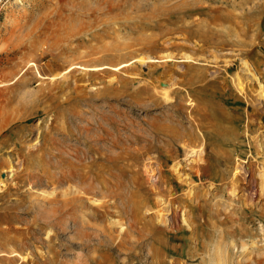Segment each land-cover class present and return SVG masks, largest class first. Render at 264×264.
Listing matches in <instances>:
<instances>
[{"label":"rangeland","instance_id":"1","mask_svg":"<svg viewBox=\"0 0 264 264\" xmlns=\"http://www.w3.org/2000/svg\"><path fill=\"white\" fill-rule=\"evenodd\" d=\"M211 45L223 50L213 64L202 60L211 58ZM167 53L175 57L166 59ZM186 53L207 63L177 66ZM136 55L142 61L128 69L76 70L50 81L76 60L105 65ZM148 55L165 60L149 62ZM242 59L264 83V0H0V160L19 153L25 166L21 181L0 191V222L11 221L20 232L16 264H264L262 201L251 208L228 184L240 161L249 174L236 176L240 189H259L264 173V106L239 95L230 81ZM31 61L49 77H39ZM172 72L189 93L166 101L145 90L147 80L164 81ZM100 126L107 132L97 146L106 155L89 163L87 183L104 189L109 206L95 222L111 228L107 237L126 228L136 241L114 253L106 243L75 245L72 219L78 214L67 211L71 183L55 181L59 167L69 171L74 148L84 149L79 141L95 138ZM195 146L204 153L185 167ZM148 159L164 176L155 187L144 171ZM7 169L0 166V180ZM168 187L178 211L171 230L133 211L142 200L154 205L152 189L166 194ZM109 191L116 194L109 197Z\"/></svg>","mask_w":264,"mask_h":264},{"label":"bare ground","instance_id":"2","mask_svg":"<svg viewBox=\"0 0 264 264\" xmlns=\"http://www.w3.org/2000/svg\"><path fill=\"white\" fill-rule=\"evenodd\" d=\"M183 40H185V39H183ZM246 47H248V46H246ZM237 50H241V48L237 49ZM222 51H223L222 49H217V48H215V47H213L211 45V49H208L209 55L211 57L210 58L211 60L209 58L208 59L204 58L202 60H206V61H208V62L213 64L214 62L217 61V59L221 55ZM231 51H235V49L233 48V49H231ZM174 57H175L174 54L172 55V54H168L167 53L166 59H171V58H174ZM142 59H143L142 56L136 55L131 60L123 61V62L116 63V64H112L113 62L110 63V64L109 63L107 64V62H106L105 65H97V63L96 64H89V62H83V61H86V60H83V61L76 60V61L71 62L69 67H67L65 69L63 68V70L62 69L59 70V72L57 74H54L52 77H50V81H56V80H58L60 78H65V77H67L68 75H70L71 73H73L76 70L77 71L78 70L79 71H83L84 73L85 72L88 73V71L92 72V71L105 70V69H110V70H113V71L120 70L121 68L128 69V66L132 65L136 61H140L141 62ZM163 60H165L163 57L162 58H155V57L149 56V55L146 58V61H149V62H160V61L163 62ZM176 61L178 62L177 66H179V67H182V65L185 64L184 62H190V64H191V62H193V64L203 63L204 62V61L200 62V61L196 60V58H194L193 56H191V55H189L187 53L184 54L182 59H176ZM206 61L204 63H207ZM242 62H243V64H242L243 67L241 68V71H236L235 74L231 77L230 81L233 84L234 88L236 89V91L238 92L239 95H242L244 97L250 96L252 98H255V99L258 100V102L260 101V103H262V107H263L264 106V83L260 80V78H259L260 76L257 75V70H256V68L254 66L249 65L247 62H245L244 59H242ZM31 64L36 67V70H37L36 72H37L39 77H43V78H48L49 77L47 75L42 74L38 70V66H37V64L34 61H31L30 65ZM151 67H153V66H150V69H151ZM113 71H112V73H114ZM216 71L217 70H213L212 72H210V71L209 72L211 74H215ZM240 72H241V75H239ZM81 74H83V73H81ZM70 77H71V75H70ZM166 77H167V78H165L166 81H165V79H164V81L156 80L157 78L154 79L155 77L152 80H147L146 79L147 81L144 84L145 90L146 91L147 90L151 91V95L155 99H157V100L158 99H163V100H166V101H172L174 99L175 95L178 94V93L181 94L183 92V90L186 91V93H189L187 87L184 85V79H180L173 72L170 73ZM255 85L259 86L260 92L259 91L257 92L258 87H256ZM188 98H190V97H188ZM190 101L192 102V103L190 102V104H193L195 106L197 105V103H195L192 99H190ZM259 107H260V105H259ZM198 128H200V127H198ZM98 131H99V134L97 136H95V138H93L91 140H88L85 137L83 139V141H79V142L83 143L84 149H80L79 150L77 148H74V150H73L74 154H69L70 157L69 158L67 157V160L70 161L69 168H68L69 171L68 172L65 171L66 172L65 173L63 168L59 167L58 168L59 172H58V175H57V178L55 179V181H56L57 184H59V183L63 184V183H66V182L71 183V185H69V187H70V189L73 190V191L71 190L73 196L71 195V197L69 199V203H68V201L66 203H68V205H70V203L73 202V205H71L68 208V210H67L68 213H70V214H72V213L73 214L74 213L78 214V216L76 218L72 219V222H73V224H72L73 227L72 228L74 230V236H73L72 240L75 242V245L80 247V248H82V249H90V247L92 246V242H97L101 246H103L104 243H106V249L107 250H111L114 253V252H120L121 250H123V247L127 248L126 245H129V247H131V245H134L136 243V241L133 240L135 237L133 239H131V237L129 238L131 233L126 228L123 230V232L118 230L119 233H118V235L115 234L116 235L115 237H112L113 235L111 237H107V235L105 234L106 229L109 230V232H111L112 231L111 228L110 227H106V226L101 225V224H97V222H95V221H97V219H102V217H103L102 215H104L106 212H108L107 210H102V208L106 207V206H109L108 205L109 203L107 202L108 200H105V199L102 200L105 196H107L105 194V192H104V189L102 190L101 188H98L97 186H93V184H91V183H89V184L87 183V181H88L87 177L89 175V169H90L89 163H90V165H93V164H95L97 162L98 159L102 158L101 156L103 154L106 155V153L104 151H101L102 148L97 146V144L102 140L103 135L107 132V130L100 126ZM259 141H260V139H259ZM115 142L116 141L112 139V144H114ZM262 143H263V140H262ZM23 148H24V146H23ZM130 153H133V152L131 151ZM203 153H204V150L201 148V146L200 147H196L195 146L194 148L190 149L188 151V153L186 154V156L184 157V160L186 161L185 167L188 166L190 164V162H193L194 160L197 161L198 159H200ZM14 154L15 155H12L10 158H6V160H0V166H7L8 167L7 175H5L6 177L4 179L0 180V191H5V190H8L9 188L12 189L13 186L15 187L17 182L21 181L19 170L25 168L24 162H23L24 158H23V155H20L19 153H14ZM145 154H146V152H145ZM128 155H130V154H128ZM142 155H143V153H142ZM58 156H61L60 159L57 157L58 162L63 164V160H64L65 156L62 155V153L58 154ZM192 157H194V158H192ZM240 162L237 163L235 166H233V168L231 169V178L229 179V183L226 181L229 185H231V187H230L231 194H233V196L236 197V198L237 197L238 198L242 197V199L244 201H247V204L249 206H251V208L258 201H262V204H263L262 207L264 208V173L260 174V176H259L260 177L259 187H258L259 189H255L253 191H250L249 189L246 190L244 188L240 189L239 187L236 186V182H237L236 176H238V180H241V179H243V180L245 179L246 180L247 176L249 175V174L246 173V170H243L246 167ZM72 165H73L74 169H76L75 171L70 170L71 169L70 167ZM181 165L182 164L180 163V161H175V163L173 164L175 170H179L181 168ZM246 165H248V164H246ZM20 166H22V167L20 168ZM196 167L198 169V174L202 177L203 168L200 165H198ZM189 170H190V168H189ZM144 171H145V174L147 176V181H148V183H150V185L154 184L158 179H163L164 178L159 166L157 164H155V162L150 161L149 159L144 164ZM28 176L29 175H27V177L25 178L26 180H27V178H29ZM25 179H24V181H25ZM199 179H200V177H199ZM152 187H155V186L152 185ZM16 189H17V187H16ZM143 189H145V188H143ZM167 189H168V193H166V194L163 193L161 190H158L156 188L152 189V190H154V191H152V194L155 196V199H156L154 205H150L148 202H143V200H142V203H140V205H137L133 209V211L143 214L144 217L147 218V220H149L152 225L154 224V226H155V224H156L157 226H161L163 228H168V229L171 230V229H175L176 221H177V212L178 211H177V208L175 207L176 199H175L174 196L171 195V192H172L171 189L169 187ZM14 190H15V188H14ZM14 190H12V191L15 192ZM146 190H147V188H146ZM113 194H116V193L113 192ZM113 194L109 191L108 196L109 197H110V195L113 196ZM207 194H210V193L207 192ZM207 194H205V195H207ZM95 197H101V198H95ZM16 200H18V199H16ZM81 202H83V203H81ZM85 202H86V204H85ZM112 202H114V199H113ZM114 203H113V205H114ZM83 206H85L86 208H83ZM112 208H113V206H112ZM236 211H237V209H236ZM113 214H115V213H113ZM237 217H239V216H237ZM106 218H107V216H106ZM117 219H118V217H117ZM186 220L183 218L184 222H186ZM243 224H244V222H243ZM132 225L130 227H132ZM124 226L125 225H123L122 227L124 228ZM263 227H261L262 230H263ZM212 231H213V229H212ZM114 232H115V230H114ZM215 233H217V232H215ZM221 233H223V232H221ZM19 234H20L19 229L17 228V226L13 222L7 221V220H4L3 222H0V241H3V242L6 243V244L4 243L2 245L0 244V248H1V250H0V263L1 264H16L18 261L22 260V256H21L20 252L16 249V247L18 245L16 239H17V237H19ZM110 234H112V233H110ZM223 237H225V236H223ZM116 239H118V241H116ZM204 239H205V237H204ZM209 242H210V240H209ZM231 242H233V241H231ZM233 243H235V242H233ZM228 245H231V244H228ZM220 246L222 247V242H221ZM233 248L234 247H232V249ZM244 249H246V247ZM225 250H227V249H225ZM227 253H229V252H227ZM227 253H226V257H227ZM231 253H233V252H231ZM127 254L131 255L132 252H127ZM216 254H217V251H216ZM222 254H223V252H222ZM137 255L139 256L140 254H137ZM219 258H220V256H219ZM158 261H159V259H158ZM217 261H218V259H217ZM161 262H162V259H161ZM215 262H216V260H215ZM19 264H21V262Z\"/></svg>","mask_w":264,"mask_h":264}]
</instances>
